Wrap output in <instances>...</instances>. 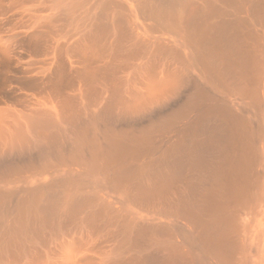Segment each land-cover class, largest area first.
Masks as SVG:
<instances>
[{
    "label": "bare ground",
    "instance_id": "6f19581e",
    "mask_svg": "<svg viewBox=\"0 0 264 264\" xmlns=\"http://www.w3.org/2000/svg\"><path fill=\"white\" fill-rule=\"evenodd\" d=\"M0 264H264V0H0Z\"/></svg>",
    "mask_w": 264,
    "mask_h": 264
}]
</instances>
